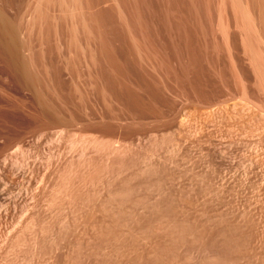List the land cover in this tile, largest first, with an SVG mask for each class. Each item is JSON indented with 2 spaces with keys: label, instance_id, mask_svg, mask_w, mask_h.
Returning a JSON list of instances; mask_svg holds the SVG:
<instances>
[{
  "label": "rangeland",
  "instance_id": "1",
  "mask_svg": "<svg viewBox=\"0 0 264 264\" xmlns=\"http://www.w3.org/2000/svg\"><path fill=\"white\" fill-rule=\"evenodd\" d=\"M0 11V264H264V0Z\"/></svg>",
  "mask_w": 264,
  "mask_h": 264
},
{
  "label": "bare ground",
  "instance_id": "2",
  "mask_svg": "<svg viewBox=\"0 0 264 264\" xmlns=\"http://www.w3.org/2000/svg\"><path fill=\"white\" fill-rule=\"evenodd\" d=\"M14 44L13 38L9 35L7 19L4 14L0 11V52L4 53L8 49L9 45ZM10 59V58H9ZM8 59V60H9ZM10 61V60H9ZM12 61V60H11ZM10 61V62H11ZM13 62V61H12ZM13 70L25 81L29 80L28 72L21 66H17L14 62L10 63ZM22 65V63H21Z\"/></svg>",
  "mask_w": 264,
  "mask_h": 264
}]
</instances>
